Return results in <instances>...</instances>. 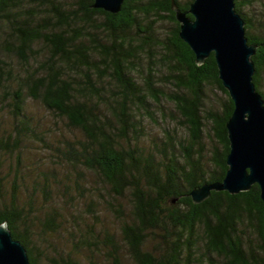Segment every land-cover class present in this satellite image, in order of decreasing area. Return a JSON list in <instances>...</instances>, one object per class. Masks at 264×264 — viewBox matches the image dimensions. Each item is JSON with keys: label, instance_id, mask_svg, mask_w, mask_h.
I'll return each instance as SVG.
<instances>
[{"label": "trees", "instance_id": "16d2710c", "mask_svg": "<svg viewBox=\"0 0 264 264\" xmlns=\"http://www.w3.org/2000/svg\"><path fill=\"white\" fill-rule=\"evenodd\" d=\"M193 1L125 0L121 11L112 13L94 7V0H0V89L8 96L13 119L12 131L0 136V224L6 222L14 238L26 246L31 264H124L122 246L134 264H202L205 259L212 263V253L223 257L224 264H264L259 184L235 194L213 190L200 203L190 195L194 187L225 177L230 151L226 123L234 110L214 54L199 64L180 37L175 8L187 10ZM235 1L246 21L249 43L258 45L252 57L254 81L264 97V29L254 32L256 16L245 10L250 2ZM159 21L173 27L164 38L154 34ZM158 45L164 53L159 61L170 68L165 80L176 86L173 92L157 84L153 58L143 81L133 74L140 53ZM105 75L114 82L109 88L103 83ZM208 84L227 96L219 109H206ZM29 98L83 132L85 139L62 136L60 145L53 146L58 163L79 172L76 183L83 191V170L98 178L93 193L100 185L107 187L108 207L122 221L121 239L75 218L63 228L55 209L35 208L40 169L36 166L34 185H28L21 175L23 153L28 138L45 139L28 110ZM163 99L175 103L189 129L190 144L176 142L166 131L160 150L143 148L135 114L148 109L151 100ZM207 121L221 146L212 152L216 168L211 170L202 162V145L195 149ZM133 132L136 142L127 147ZM6 154L17 173L8 187L2 169ZM64 180L57 182L63 187L58 189L62 198L70 188ZM46 181L44 191L48 177ZM31 187L33 195L24 198ZM61 228L68 234L70 249L49 240ZM200 240L208 255L197 260L193 256Z\"/></svg>", "mask_w": 264, "mask_h": 264}, {"label": "rangeland", "instance_id": "374dc122", "mask_svg": "<svg viewBox=\"0 0 264 264\" xmlns=\"http://www.w3.org/2000/svg\"><path fill=\"white\" fill-rule=\"evenodd\" d=\"M72 2V0H68ZM244 2H250L245 6L247 12H252L256 21V26L254 28L255 33H259L261 29H264V0H243ZM148 22L143 23L144 25ZM171 24L166 21H159L154 26V34L159 38H164L172 29ZM134 33V31H133ZM100 36V35H99ZM141 39H139L140 41ZM138 41V43H139ZM164 53L161 51V47L158 45L155 49L142 51L140 53V58L136 61L139 66L134 70L133 74L138 78L139 81H143V77L148 71L150 61L152 58L157 61V67L154 71L155 78L158 81L157 84L163 88L166 92H173L176 89L174 84L166 81L168 77L169 66L163 64L161 60ZM103 83L109 88V86L114 84L109 76L105 75ZM206 95L204 97L206 109H219L224 103V98L226 94L218 88L216 85L208 84L205 86ZM8 96L3 93L0 89V136L8 135L12 130L13 119L10 115V107L8 105ZM28 110L31 114L35 116V121L37 126L43 131V137L45 141L40 136H34L27 139L25 149L23 153L24 161L22 165V173L27 179L28 185H34V178L36 172V166L39 167L38 170L39 179L36 183H39L38 190L35 191L33 187L26 190L23 195L27 198L29 195H33L35 191L36 199V209L49 208L55 209L58 212L59 220L62 221V227L72 225L74 218L78 223L83 226L87 223L95 225L97 231H111L117 234L118 238L122 236L121 224L118 215L108 207L107 199L111 200L107 192V187L103 188L100 185V191L96 190L94 193V187L98 185V178L92 172L83 170L84 177L80 180V184L87 186L86 191L77 185L78 171L69 168L63 164L58 163V158L56 157V151L53 146L56 144L60 145L59 139L63 136L71 140H81L85 139L83 132L73 126H70L68 121L57 116L54 112L49 111L44 105L35 101L31 98L28 100ZM140 126L142 127L140 132V141L138 144L143 146V148L149 150H160L164 146V141L166 139V131H170L176 142L183 141L186 144H190L189 141V129L182 122V117L178 112L175 103L166 99H163L161 103H156L151 100L148 109H138L136 114ZM152 116V117H151ZM210 123L207 121L204 130L203 138L200 145H196L195 149H199L200 146L204 148V154L202 158L203 164L209 169H215L216 166L213 162L212 152L215 147H221L220 143L217 141L213 130L210 128ZM134 132L126 140L125 145L127 147L135 144L136 139L134 138ZM12 160L8 154L3 156V175H5V180L8 181L7 187L12 185V182L17 175L16 168L11 166ZM41 171H43L41 173ZM40 172V173H39ZM47 172V173H45ZM38 176V175H37ZM48 177L49 186L46 191L43 190L44 184L47 182ZM64 177V184H69L70 188L65 196L60 197L58 194V189L61 184L57 182L59 179ZM67 179V181H66ZM61 188H63L61 186ZM49 191V192H48ZM65 192V190H63ZM83 192V194H81ZM26 196V197H25ZM93 203L94 210L90 211L89 205ZM127 205V202H125ZM200 230L202 228L200 227ZM201 233V231H200ZM50 237V236H49ZM50 242L56 243L60 248L70 249L71 241H69L68 234L64 231L56 233L55 236L49 238ZM155 239L154 242H157ZM123 262L124 264H134L131 258L128 256L127 251L122 246ZM207 249L203 240H200L198 247L196 249L195 255L197 260H201L203 255H206ZM81 256H86L82 253ZM80 257V255H79ZM87 262V260L85 261ZM202 264H224V259L217 253H212V263L203 260ZM198 264V263H197ZM200 264V263H199Z\"/></svg>", "mask_w": 264, "mask_h": 264}, {"label": "water", "instance_id": "95a60500", "mask_svg": "<svg viewBox=\"0 0 264 264\" xmlns=\"http://www.w3.org/2000/svg\"><path fill=\"white\" fill-rule=\"evenodd\" d=\"M125 0H94L93 6L112 13L122 10ZM180 37L195 52L199 64L212 53L219 77L234 101L226 126L230 140L228 169L223 180L194 187L195 203L213 190L235 194L259 184L264 202V97L254 81L253 60L258 45L249 43L246 21L235 0H194L190 8H175ZM0 264H31L26 246L14 238L6 222L0 224Z\"/></svg>", "mask_w": 264, "mask_h": 264}]
</instances>
